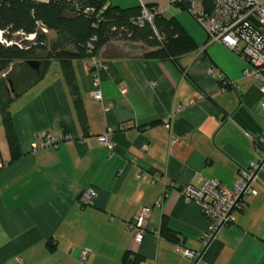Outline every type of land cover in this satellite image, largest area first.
<instances>
[{
    "label": "crops",
    "instance_id": "0c3cea01",
    "mask_svg": "<svg viewBox=\"0 0 264 264\" xmlns=\"http://www.w3.org/2000/svg\"><path fill=\"white\" fill-rule=\"evenodd\" d=\"M110 2L126 8L139 0ZM146 2L175 17L197 48L179 58L180 69L144 57L140 42H116L119 54H100L96 72L103 103L92 96L87 61L75 60L85 126L57 62L35 80L15 61L22 79L15 90L2 82L0 109L7 106L19 151L12 159L1 120L0 264H264V173L208 245L200 239L207 227L200 207L180 193L206 179L231 187L258 161L264 93L244 76L241 57L209 42L180 6ZM42 132L64 139L31 151ZM106 132L111 148L98 140ZM88 188L95 197L84 204ZM143 208L149 210L138 243L131 225ZM181 248L200 256L186 258Z\"/></svg>",
    "mask_w": 264,
    "mask_h": 264
},
{
    "label": "trees",
    "instance_id": "16d2710c",
    "mask_svg": "<svg viewBox=\"0 0 264 264\" xmlns=\"http://www.w3.org/2000/svg\"><path fill=\"white\" fill-rule=\"evenodd\" d=\"M153 6L154 3L149 2L145 5L152 15L148 21L142 15L140 2L123 8L110 0H0V31L2 37L11 42L0 41V75L5 74L13 62L21 61L29 69L26 75L34 73L37 80L52 61L57 62L78 119L85 126L83 103L73 66L75 60H86L93 74L98 70L92 63L94 59L103 63L100 54L116 56L119 54L114 46L116 42L132 41L143 45L144 57L168 59L181 69L179 58L197 48L193 37L175 17L155 12ZM41 27L47 31L43 32ZM51 32L53 38L49 37ZM33 33V40L25 38ZM29 60L39 62L38 72L29 67ZM5 79L15 90V79L11 75H6ZM6 109L7 106L4 107L7 113L3 115L2 122L14 159L19 147Z\"/></svg>",
    "mask_w": 264,
    "mask_h": 264
},
{
    "label": "built area",
    "instance_id": "2783aa9c",
    "mask_svg": "<svg viewBox=\"0 0 264 264\" xmlns=\"http://www.w3.org/2000/svg\"><path fill=\"white\" fill-rule=\"evenodd\" d=\"M167 1L171 5L184 6L207 34L209 42H219L237 53L245 63L244 76L257 81L260 91L264 93V32H262L264 30V0H211L208 8L200 7L196 0ZM139 2L143 17L151 21L152 15L145 7L146 0H139ZM41 29L43 32L47 31L44 27ZM25 38L33 40L35 34H28ZM0 41L11 44L2 37V31H0ZM92 63L96 65L95 69H98L96 71L103 68V63L100 61L94 59ZM92 85L93 98L103 103L96 73H93ZM104 110H108V106L104 105ZM109 134L106 132L99 135L98 140L102 145L111 148ZM38 137L37 141L31 143V151L57 146L64 139L62 135L55 136L44 132ZM145 147L146 145L143 146ZM257 157V162L251 163L248 169L240 171L236 183L231 187L217 179H206L199 187L186 185L180 189L184 200L196 203L207 221V227L200 236L203 244H207L215 231L229 222L232 209L241 207L243 196L251 192V180H254L259 173H264V137L259 140ZM256 169L258 173L254 175ZM94 197L95 192L88 188L81 194L80 201L88 204ZM148 210L143 208L131 225L136 226L134 240L138 243L145 234L143 223ZM180 251L186 258L193 260L197 257V253L192 250L181 248Z\"/></svg>",
    "mask_w": 264,
    "mask_h": 264
},
{
    "label": "rangeland",
    "instance_id": "374dc122",
    "mask_svg": "<svg viewBox=\"0 0 264 264\" xmlns=\"http://www.w3.org/2000/svg\"><path fill=\"white\" fill-rule=\"evenodd\" d=\"M164 3H168V1L167 0H160V4L162 5V4H164ZM184 10V12L185 13H187V15L189 16V17H191V19H193V21H195L194 20V18L192 17V15L186 10V9H183ZM196 22V21H195ZM197 23V22H196ZM197 25H198V23H197ZM200 27V26H199ZM49 37L50 38H53L54 37V34L51 32L50 34H49ZM131 42V41H130ZM6 75H11V77H13L15 80L17 79H22V63H20V64H17L16 62H15V64H13V66H11L10 68H9V70L7 71V73L5 74V76H2V75H0V82L2 81L3 82V80L5 79V77H6ZM22 88V87H21ZM22 103V96L21 97H19L16 101H15V103H13L12 104V107H11V109H14V107L15 106H17V105H19V104H21ZM7 112L4 110V109H0V121L2 120V118H3V115L4 114H6Z\"/></svg>",
    "mask_w": 264,
    "mask_h": 264
},
{
    "label": "water",
    "instance_id": "95a60500",
    "mask_svg": "<svg viewBox=\"0 0 264 264\" xmlns=\"http://www.w3.org/2000/svg\"><path fill=\"white\" fill-rule=\"evenodd\" d=\"M262 32H264V30H262ZM27 64L29 65V67H30L31 69H33V70H35L36 72H38V69H39V66H40V64H39L38 61H35V60H29V61H27ZM257 173H258V169L255 170L254 175H256ZM251 181H252V180H251ZM218 230H219V229H218ZM218 230L215 231V233L213 234V236H212L211 239L207 242L206 245H208V244L210 243V241L213 239V237L215 236V234L217 233ZM199 256H200V254L197 256V258H199ZM197 258H196V259H197ZM196 259H195V260H196Z\"/></svg>",
    "mask_w": 264,
    "mask_h": 264
},
{
    "label": "flooded vegetation",
    "instance_id": "af4514ba",
    "mask_svg": "<svg viewBox=\"0 0 264 264\" xmlns=\"http://www.w3.org/2000/svg\"><path fill=\"white\" fill-rule=\"evenodd\" d=\"M11 85H12V83H11Z\"/></svg>",
    "mask_w": 264,
    "mask_h": 264
}]
</instances>
